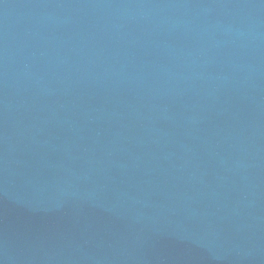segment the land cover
<instances>
[{
    "label": "water",
    "instance_id": "1",
    "mask_svg": "<svg viewBox=\"0 0 264 264\" xmlns=\"http://www.w3.org/2000/svg\"><path fill=\"white\" fill-rule=\"evenodd\" d=\"M0 264H264V0H0Z\"/></svg>",
    "mask_w": 264,
    "mask_h": 264
}]
</instances>
